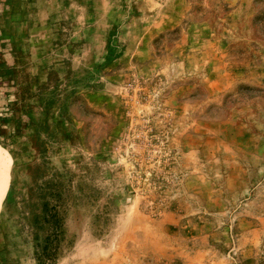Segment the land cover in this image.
<instances>
[{
    "label": "rangeland",
    "instance_id": "374dc122",
    "mask_svg": "<svg viewBox=\"0 0 264 264\" xmlns=\"http://www.w3.org/2000/svg\"><path fill=\"white\" fill-rule=\"evenodd\" d=\"M91 5L52 19L87 75L13 81L0 264H264V0Z\"/></svg>",
    "mask_w": 264,
    "mask_h": 264
},
{
    "label": "crops",
    "instance_id": "0c3cea01",
    "mask_svg": "<svg viewBox=\"0 0 264 264\" xmlns=\"http://www.w3.org/2000/svg\"><path fill=\"white\" fill-rule=\"evenodd\" d=\"M73 1L77 0H0V118L8 113L6 107L13 105L10 102L15 96L14 79L18 80L20 75L35 74L23 67L22 61L32 50L49 49V58L53 61L47 70H39V81L46 80L48 70H59L62 65L71 76L79 72L87 75L88 68L92 69L94 47L90 43L80 44L74 52L69 43L51 46L52 19L60 17L62 11L67 12V18L76 17ZM91 1L89 12L94 10L95 0ZM110 1L96 0V9L104 8ZM7 183L8 174L0 155V199L5 194Z\"/></svg>",
    "mask_w": 264,
    "mask_h": 264
}]
</instances>
